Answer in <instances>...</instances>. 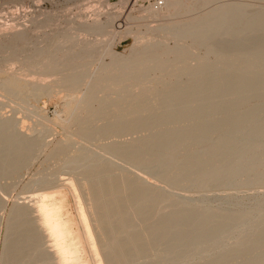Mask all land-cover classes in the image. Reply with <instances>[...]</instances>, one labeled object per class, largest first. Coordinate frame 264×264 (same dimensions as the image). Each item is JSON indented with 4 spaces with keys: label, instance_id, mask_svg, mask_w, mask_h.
<instances>
[{
    "label": "bare ground",
    "instance_id": "1",
    "mask_svg": "<svg viewBox=\"0 0 264 264\" xmlns=\"http://www.w3.org/2000/svg\"><path fill=\"white\" fill-rule=\"evenodd\" d=\"M95 1H81L80 14L64 16L66 27L45 34L27 58L19 57L27 30L0 37V54L32 76L0 70L3 96L21 109L63 94L54 119L38 121L66 131L49 143L45 131L40 140L0 115V181H11L0 182V264H264V10L246 6L255 0H166L140 4L134 16L125 8L138 0L109 1L124 11L104 12L108 1ZM57 12L40 11L37 25H54ZM122 33L135 37L126 54L112 50ZM47 148L41 164L52 159L55 168L32 175L5 218V194ZM62 169L74 173L63 178L74 213ZM213 189L229 203L261 195L252 207H225L203 193Z\"/></svg>",
    "mask_w": 264,
    "mask_h": 264
},
{
    "label": "rangeland",
    "instance_id": "2",
    "mask_svg": "<svg viewBox=\"0 0 264 264\" xmlns=\"http://www.w3.org/2000/svg\"><path fill=\"white\" fill-rule=\"evenodd\" d=\"M82 2H86V1H88V0H81ZM80 0H39V1H37V0H0V35H2V36H0L1 37V39H3L4 40V37L6 38L7 37V35L9 34V32H11V31H22V30H27L28 32H29V37H28V39L26 40V42L23 44V49L24 50H28L27 52H24V53H22L19 57L20 58H23V56L24 57H29V56H31L30 54L32 53V51L33 50H35V44H37V46L38 47H42L43 45H44V43H43V39L42 38H44V35L45 34H54V33H56L57 31H58V29L59 28H61V27H63V28H65L66 27V24H65V17H71V18H74V17H76V16H78L79 14H80V12H81V7H82V2H81ZM98 1H100V2H97V1H95V3L96 4H98V3H100V4H98V5H96V6H101L102 4H104V0H98ZM106 2H107V5H108V3H109V1L111 2V3H114V4H116V2L118 1V0H105ZM255 1H257L256 3H255ZM255 1H252V2H250V3H247V1H244L245 3H244V5L246 4V6L248 7V4H257L258 5V7H257V5L256 6H253V4L251 5L252 6V8L254 7V9H256V8H261V9H256L257 10V12L258 11H260V10H264L263 9V7H264V5H259V4H261L263 1L262 0H255ZM261 2V3H260ZM94 3V4H95ZM113 4V6H112V4H110V6L113 8V10H115V9H117V10H122V11H124L123 9L125 8V7H122V5L120 4V5H118L119 3H117V6H115ZM141 3L140 2H138V3H134V2H132L131 4H129V6H128V8H125V9H127L129 12H130V14H132V15H140L141 13H142V9H141V5H140ZM262 4H264V3H262ZM105 5V6H104ZM104 5H102L103 7L102 8H104V9H102L101 8V11H103L104 12V10L105 11H112V8L108 5V7L109 8H107V6H106V4H104ZM99 6V7H100ZM145 6H147V5H145ZM260 6V7H259ZM262 6V7H261ZM256 7V8H255ZM122 8V9H121ZM249 8H250V5H249ZM248 8V9H249ZM53 9V11H55V12H57V11H59V12H61V13H63L62 14V16H60V19L57 21V22H55V24L53 25H44V27H43V24H40L41 25V27H39L40 25H37V22H36V20H38V19H40L41 18V16H42V18L40 19V20H42V19H44V17H43V15H39V12L40 11H46V10H52ZM100 9V8H99ZM254 9H249V11H248V13L252 10V11H254ZM119 10V11H120ZM255 10V11H256ZM250 12L248 15H250V16H252L253 14H251V13H254V12ZM37 12V13H36ZM59 12H57L58 14H59ZM61 13H60V15H61ZM67 14V15H66ZM254 14H256V12L254 13ZM65 16V17H64ZM40 17V18H39ZM34 18H36V19H34ZM34 19V20H33ZM33 20V21H32ZM39 21V20H38ZM36 23V24H35ZM59 23V24H58ZM156 23V22H155ZM154 23V24H155ZM34 24L35 25H37V27L35 26V28H34ZM39 24V23H38ZM59 26H58V25ZM153 25V24H152ZM46 26H48V27H46ZM17 29H19V30H17ZM62 29V28H61ZM61 29H59V30H61ZM33 30V31H32ZM262 32H264V30L262 31ZM262 32H259V33H261L262 34ZM258 33V34H259ZM4 35V36H3ZM6 35V36H5ZM124 35V36H123ZM260 35V34H259ZM263 35V34H262ZM41 37V38H40ZM105 37H106V35H105ZM104 37V39H106V38H108V36L105 38ZM39 39V41L38 40H36V39ZM91 38V37H90ZM93 38V37H92ZM98 39H100V40H104V39H102L103 38V36L101 37V36H98L97 37ZM174 39H172V41L171 40H169L168 42H169V45H171V46H174L175 45V40L173 41ZM42 42V43H41ZM134 42H135V37H134V34L132 33H122V36H121V34H119V35H117V37L113 40V43H112V46H113V48H112V50L114 51V52H117V53H128V52H130V50H131V48L133 47V44H134ZM253 42H256V41H253ZM253 42H251L252 44H251V46L253 45L254 47H255V45L257 46V44H255V43H253ZM30 43V44H29ZM38 43H40L41 44V46H40V44H38ZM174 43V44H173ZM25 44H28V45H25ZM43 44V45H42ZM33 45V46H32ZM27 46V47H26ZM30 46V49L28 48ZM252 46V47H253ZM32 47H34V48H32ZM31 50V51H30ZM31 53H30V52ZM5 52V53H4ZM3 53H1L0 54V62L1 61H3V62H1L0 63V70H2L3 68L6 70H2V71H5V72H9V73H17V71H18V74L20 73L21 74V77L23 78L24 77V79H26V78H30V77H32L30 74H28L27 73V71H23L22 69H21V66H23L22 64L24 63V62H21V61H15L14 60V58L16 57V56H14V55H9V54H7L6 53V51H4ZM6 54V55H5ZM29 54V55H28ZM4 55V56H3ZM5 56H7V57H5ZM10 57V62H11V64H10V62H9V60H8V62L7 63H9V64H5V62L7 61V59ZM4 59H3V58ZM5 58H6V61H5ZM3 59V60H2ZM12 59V60H11ZM105 59H106V61H109L110 60V56H106L105 57ZM108 59V60H107ZM5 61V62H4ZM13 61V62H12ZM20 62H21V64H20ZM4 63V64H3ZM15 63V64H14ZM3 64V65H2ZM13 64V65H12ZM6 65V66H5ZM3 66H5V67H3ZM11 66V67H10ZM14 68H13V67ZM8 67V68H7ZM10 68V69H9ZM13 68V69H12ZM9 70V71H8ZM12 70H14V71H12ZM16 71V72H15ZM26 74H28V75H26ZM23 75V76H22ZM26 77H25V76ZM30 76V77H29ZM34 77V76H33ZM50 78H52V77H49V79ZM30 79H32V78H30ZM186 78H184V80H185ZM3 98V99H2ZM45 98V99H44ZM44 98H42L41 99V101H37V100H35L34 99V101H32L31 99H30V102H28V104H26L25 106H22V108L21 109H18V107H20V106H17V104H16V102H15V99L14 98H12L11 99V97L9 98L10 99V102H9V99L8 100H6L7 99V97L5 98V96H3V92L0 90V115L2 114L3 116L5 115L6 117H8V116H14V117H16L17 119H19V121H21L20 123H22L21 125H23L22 126V129L24 130L25 129V131L26 132H35L33 135L34 136H36L37 134H39L40 133V136L42 135V132H44V134L46 135V137H44L45 135H42V137H40L39 135H37V136H39L40 138V140H42L43 139V137L46 139V141L48 142V140L50 141L49 143H51V142H53L54 144H55V142H57L58 140H60L61 138H65V136H66V131H64L65 130V127H62L63 125L62 124H60L59 122L58 123H56V122H49V121H47V122H44V123H47L48 125H49V129L48 128H42L43 126L42 125H40V123H43L42 121H46L47 119H54V116L59 112V111H61L62 109H63V101H64V97H63V94H59V96H54V97H51V98H46V97H44ZM4 99H5V101H4ZM12 100H13V102H12ZM6 101H7V104H8V106H5V103H6ZM4 103V104H3ZM31 103V104H30ZM35 103V104H34ZM6 104V105H7ZM33 104V105H32ZM10 105V106H9ZM14 105H15V107H14ZM27 105H31V106H27ZM12 106V107H11ZM33 106V107H32ZM39 106V107H38ZM2 107V108H1ZM17 107V108H16ZM23 107H24V109H23ZM34 107H36L37 109H34ZM41 107V109L42 108H44V110L42 111V110H40L39 108ZM14 108V109H13ZM26 108H29V109H26ZM32 108V109H31ZM18 109V110H17ZM38 109L40 110V111H38ZM17 110V111H16ZM29 110H31V112H28ZM23 111V112H22ZM27 111V112H26ZM32 111H33V113H32ZM36 111H37V113H36ZM17 114H16V113ZM39 112V113H38ZM42 112V113H41ZM43 112H45V113H43ZM26 113H27V116H26ZM34 113L35 114H37V116L36 115H34ZM46 113H47V119L45 120L44 119V116L46 115ZM38 114H40V115H38ZM42 114V115H41ZM33 116H35L34 118H33ZM38 116H39V118H41V119H39L38 118ZM40 116H42V117H40ZM48 116H49V118H48ZM38 119H37V118ZM46 117V116H45ZM28 118H30V119H28ZM21 119V120H20ZM33 119V120H32ZM35 119H37V120H35ZM38 120H40V121H38ZM51 120V121H52ZM31 121V122H30ZM26 122V123H25ZM38 122V123H37ZM40 122V123H39ZM28 125V126H26V125ZM57 124V125H56ZM59 124V125H58ZM25 125V126H24ZM44 125V124H43ZM50 125H53V126H51L50 127ZM184 125L185 126H187L188 125V123H187V125H186V123H184ZM32 126V127H31ZM42 126V127H41ZM24 127H26V128H24ZM28 127V128H27ZM35 129H34V128ZM38 127V128H37ZM52 127H53V129H52ZM179 127H184L183 125H179ZM30 128H32V129H30ZM37 128V129H36ZM51 128V129H50ZM64 128V129H63ZM29 129V130H28ZM34 129V130H33ZM44 129V130H43ZM49 131H48V130ZM28 130V131H27ZM31 130V131H30ZM36 130L37 131H39V132H36ZM52 130H54V131H52ZM51 131V132H50ZM50 132V133H49ZM64 132V133H63ZM37 133V134H36ZM51 133H53L52 134V136H49V135H51ZM47 134H48V136H47ZM127 135H129V134H127ZM126 134H124V135H121V136H123V137H119L120 139L122 138V140H123V138L124 139H128V137L130 138L132 135L130 134V136H127ZM118 137H110V140H113V139H118ZM125 137H127V138H125ZM45 139H43L44 141H45ZM53 140V141H52ZM108 138H107V140H106V142L107 141H110ZM50 144V146L48 147L49 149H51L52 147H53V145L54 144ZM80 143H77V145H75V146H80L79 145ZM96 142H94V141H92L91 143H88L87 145L90 147V148H92V149H98L97 147H96ZM92 146V147H91ZM47 148V150L44 152V150H42L43 151V153H41V152H39V154L38 155H42V156H38V159L37 160H35L34 162H35V164H34V162H33V166L31 165V167L28 169L29 170V172H26L25 174H24V176L21 178V180H20V183L18 184V186L16 187L17 189H13L14 191H11V192H9L7 195L5 194V196H6V198L8 199V204H7V208H6V211H3L2 213H5L4 215V217L6 218L7 216V214H8V209H10V207H11V205L13 204V200L18 196V194H19V196H20V191L22 190V187H23V184L24 183H26L27 181H28V179H30V178H32L33 176H37L36 174H39V170L41 171V169H45V171H51L50 169L52 168V169H54L55 168V166H56V161H55V163L53 164V160L51 159L50 161H48L47 163L45 162L44 164H41V163H43L45 160H43L44 158H46L47 157V152L49 151V149ZM45 153V154H44ZM41 158V159H40ZM43 161V162H42ZM118 162H120L121 164H124L125 162H123V161H119V160H117ZM37 162V163H36ZM49 163V164H48ZM50 163H52L51 165H50ZM41 164V165H40ZM43 165L45 166V167H43ZM51 166V168H50V166ZM54 165V166H53ZM40 166V167H39ZM47 166V167H46ZM126 166H128L127 164H126ZM128 167H130V170L132 169V171H137L138 173H141V171L140 170H136L135 168H131V166H128ZM37 168H40V169H37ZM37 169V170H36ZM71 170H67V169H62L61 170V175H60V179H59V181H61L59 184L61 185V183H62V185H64V187L62 186H60V188L61 189H63V192L66 194L67 192L69 193V194H67V205L69 206V209H72L73 207H74V205H73V198L71 197V194H70V191H67L66 192V190H68V188L66 187L67 185H68V183H66V180H64L63 178H65V179H67V178H70V177H73V174L70 172ZM38 172V173H37ZM68 174H67V173ZM71 174H70V173ZM73 172V171H72ZM36 173V174H35ZM27 174V175H26ZM70 174V175H69ZM141 174H145V173H141ZM33 175V176H32ZM67 176V177H66ZM70 176V177H69ZM145 176H146V174H145ZM146 177H149V176H146ZM150 179L151 180H153L154 181V179L153 178H151L150 177ZM3 180V181H2ZM10 180V179H9ZM12 180V179H11ZM23 180V181H22ZM62 180H64L65 182H64V184H63V182H62ZM0 182H11V181H8V179H1V181ZM160 183V182H159ZM67 184V185H66ZM161 185H164V183L162 182V183H160ZM215 189V188H214ZM214 189L212 190V191H208V192H203L204 194H208L209 193V195L210 194H212L211 192H213L214 194H215V192L217 191V194L218 193H224L225 192V190H223V188H222V190H221V187H220V190H218V188H216L215 189V192H214ZM178 191H180V192H182V193H184V192H187V194H191V193H189L188 191H181L180 189L178 190ZM229 191H231V192H234V191H236L235 189L232 191V189H230ZM229 191H226V192H229ZM202 192H200V194L199 195H201V194H203ZM31 194H33L32 192H30V193H25V195L24 196H29V195H31ZM197 194V195H198ZM22 195V194H21ZM261 194L260 193H257V194H255V195H251V196H248V197H244V198H241V199H239L238 201H235V203H229L228 201H226V200H224V199H218V198H213V196H215V195H211V197H212V199H211V203L212 204H214V205H218V206H225V207H229V206H237V207H241V208H246V207H252V206H254L256 203H257V199L259 198V196H260ZM32 197H34V195H32V196H30V198L32 199ZM71 197V198H70ZM199 197H202V196H199ZM10 198V199H9ZM72 211V212H71ZM70 212L71 213H74V208L72 209V210H70ZM75 215V217H73ZM74 215H72V217L75 219V220H78L77 219V215L76 214H74ZM5 228H6V224H5V222H4V224L2 225V236H1V241H0V258H1V254H2V246H3V238H4V232H5ZM3 237V238H2ZM1 243H2V245H1ZM167 247V245L166 244H160V245H158V250L160 251V252H162V251H164V249ZM86 261H88V262H86V264H93V263H90L91 261H90V259H86Z\"/></svg>",
    "mask_w": 264,
    "mask_h": 264
},
{
    "label": "built area",
    "instance_id": "3",
    "mask_svg": "<svg viewBox=\"0 0 264 264\" xmlns=\"http://www.w3.org/2000/svg\"><path fill=\"white\" fill-rule=\"evenodd\" d=\"M142 5H156V6H163L166 2V0H138Z\"/></svg>",
    "mask_w": 264,
    "mask_h": 264
}]
</instances>
